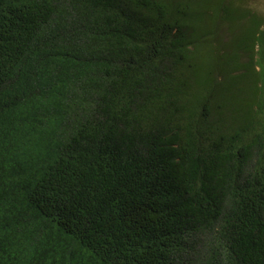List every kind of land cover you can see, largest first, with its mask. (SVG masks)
I'll use <instances>...</instances> for the list:
<instances>
[{"label": "trees", "instance_id": "obj_1", "mask_svg": "<svg viewBox=\"0 0 264 264\" xmlns=\"http://www.w3.org/2000/svg\"><path fill=\"white\" fill-rule=\"evenodd\" d=\"M247 1L0 0V264H264Z\"/></svg>", "mask_w": 264, "mask_h": 264}, {"label": "rangeland", "instance_id": "obj_2", "mask_svg": "<svg viewBox=\"0 0 264 264\" xmlns=\"http://www.w3.org/2000/svg\"><path fill=\"white\" fill-rule=\"evenodd\" d=\"M247 6L255 9L262 17H264V0H248Z\"/></svg>", "mask_w": 264, "mask_h": 264}]
</instances>
